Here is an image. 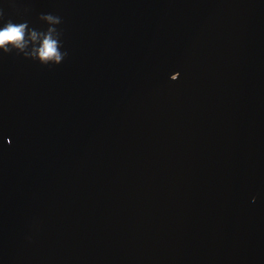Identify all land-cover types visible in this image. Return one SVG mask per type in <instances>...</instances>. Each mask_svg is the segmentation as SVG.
Returning <instances> with one entry per match:
<instances>
[{"label": "water", "instance_id": "obj_1", "mask_svg": "<svg viewBox=\"0 0 264 264\" xmlns=\"http://www.w3.org/2000/svg\"><path fill=\"white\" fill-rule=\"evenodd\" d=\"M0 11V264H264V0Z\"/></svg>", "mask_w": 264, "mask_h": 264}, {"label": "clouds", "instance_id": "obj_2", "mask_svg": "<svg viewBox=\"0 0 264 264\" xmlns=\"http://www.w3.org/2000/svg\"><path fill=\"white\" fill-rule=\"evenodd\" d=\"M42 20H47L52 24H60L59 17L52 14L42 15ZM0 21H3V12L0 11ZM60 33L55 28H49L47 31L40 32L35 29H30L28 22L15 23L12 20H7L0 27V48L4 53H9L12 49H16L18 53H23L25 57H30L38 60L41 64H59L67 53L60 51ZM39 44L33 47L31 52L25 51L29 41L35 43L38 38Z\"/></svg>", "mask_w": 264, "mask_h": 264}]
</instances>
